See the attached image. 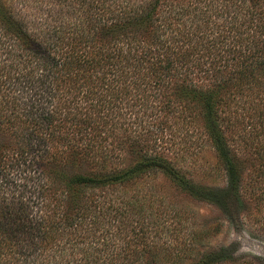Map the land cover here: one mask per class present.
Returning a JSON list of instances; mask_svg holds the SVG:
<instances>
[{
    "label": "trees",
    "instance_id": "16d2710c",
    "mask_svg": "<svg viewBox=\"0 0 264 264\" xmlns=\"http://www.w3.org/2000/svg\"><path fill=\"white\" fill-rule=\"evenodd\" d=\"M259 138L264 0H0V264H212L172 196L228 197Z\"/></svg>",
    "mask_w": 264,
    "mask_h": 264
},
{
    "label": "rangeland",
    "instance_id": "374dc122",
    "mask_svg": "<svg viewBox=\"0 0 264 264\" xmlns=\"http://www.w3.org/2000/svg\"><path fill=\"white\" fill-rule=\"evenodd\" d=\"M260 143L264 145V140H260ZM240 144L242 141L237 139L235 145L241 147ZM248 155L250 163L242 173L241 183L228 197L211 201L197 200L186 195L181 198L179 194L172 196L178 205H187L193 211L195 224L207 228V235L197 248L223 252L219 253V258L212 264H264V153L258 159L253 156L257 154ZM186 160L191 163V174L195 180H201L203 178L201 170L209 166L213 169L212 177H217L213 181H208L210 188H223L222 170L210 149L188 156ZM252 164L256 165V169ZM166 223L168 224L163 236L170 243H179L183 235L180 234L182 236L180 237L178 229H175L178 226L175 223L170 224V220ZM108 224L113 233L115 230L113 221L112 223L106 221L103 226L106 227ZM80 248L83 246L78 245L75 249L69 245L62 246L57 254L66 256L64 260H67L69 257H76L77 254L73 251H80L78 250Z\"/></svg>",
    "mask_w": 264,
    "mask_h": 264
}]
</instances>
